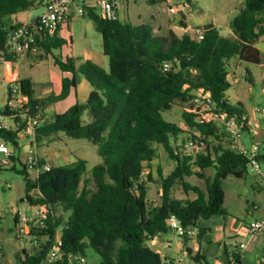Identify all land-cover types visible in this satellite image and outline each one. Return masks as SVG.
I'll list each match as a JSON object with an SVG mask.
<instances>
[{"label": "trees", "instance_id": "1", "mask_svg": "<svg viewBox=\"0 0 264 264\" xmlns=\"http://www.w3.org/2000/svg\"><path fill=\"white\" fill-rule=\"evenodd\" d=\"M146 1L151 7L167 2ZM33 6L30 0H0V48L8 32L20 24L13 17ZM83 16L95 24L103 38L109 72L92 61L78 63L71 57L55 55L53 51L65 43L59 28L53 38L40 44L38 51L43 54L37 57H51L61 72L71 75L63 78L61 93L38 98L35 84L24 78L16 83L19 96L26 101L21 103L14 98L15 109L7 105L1 108L5 118H14L17 125L14 130L6 128L0 132L8 145L18 148L19 133L29 120L35 119L34 144L54 142L59 133H64L96 145L102 160L92 170L96 190L90 199L82 184L87 172L85 160L40 170L34 179L27 165L22 167L19 173L25 183L24 199L31 207H44L48 219L44 228H32V234L42 238L43 243L29 253L26 250L19 264H67L69 254L85 256L88 247L100 256V264L175 262L167 257L162 259L147 243L172 231L168 224L171 216L184 228H196L197 237H202L206 230L200 226L201 220L226 215L223 182L229 176L241 179L247 173L246 157L231 148L229 135L220 122L198 121L188 108L194 93L202 91L210 95L220 115L244 114L243 105L233 106L226 97L231 88L229 61L238 58L244 63H262L261 52L255 45L264 36V0H242L229 19L231 35L222 36L218 28L208 24L197 29L203 33L199 41L190 35L179 37L171 30L157 34L149 23L122 22L118 17L104 20L96 8H87ZM180 24L185 25L183 21ZM17 57L7 58L13 62ZM247 74L252 82L251 74ZM79 77L91 86L87 99L64 113L48 116L45 110L66 99L77 87ZM12 99L10 93L9 101ZM175 105L183 108L187 130L163 117ZM160 148L176 164L166 176L159 165L155 169L153 166L159 159ZM261 158L264 160V155ZM11 161L16 162L14 153ZM46 163L44 158L39 159L40 168ZM147 169L150 172L144 177ZM209 169H215L214 177L207 176ZM193 176L203 180L206 188L186 181ZM151 183L158 187L159 204L147 198ZM175 185L181 186L184 199L173 196ZM57 209L69 213L66 221L57 216ZM59 230L61 260L51 263L48 255ZM186 251L194 264H209L191 248ZM1 259L2 255L0 264ZM232 264H242V256L235 252Z\"/></svg>", "mask_w": 264, "mask_h": 264}, {"label": "rangeland", "instance_id": "2", "mask_svg": "<svg viewBox=\"0 0 264 264\" xmlns=\"http://www.w3.org/2000/svg\"><path fill=\"white\" fill-rule=\"evenodd\" d=\"M30 1L34 3V6L30 10L16 14L13 17L14 20L28 21L45 12V7L40 5L42 0ZM199 8L200 6H197L195 12ZM151 11L152 7L147 4L146 0L123 1L118 10V19L122 22L137 23L140 14L143 16L144 22L149 23L147 15L151 14ZM195 12L189 18V24L192 26H197L201 23ZM168 22H170V19H168ZM62 38L65 43L57 53H61L63 58L71 57L78 63L92 61L106 72H109V58L103 52V38L97 32L95 24L87 16L74 15L65 25ZM258 47L262 52L264 62V41L259 42ZM12 66L19 72L21 78L33 79L38 84H44L48 79L50 70H54L52 58L46 55L29 59L26 55H23L19 59H15ZM4 71L5 65L0 64V76L4 74ZM247 72L251 73L252 82L248 80L249 75ZM228 81L231 84V88L226 92L229 102L233 106L243 105L245 112L250 114L253 119L260 120L261 117L255 113V109L258 107L264 108V66L239 62L233 58L229 64ZM36 91L37 96H41L44 89L42 86H37ZM6 103L7 93L3 90L0 96L1 107H4ZM57 109L59 111V108ZM182 112L183 109L175 105L170 112H165L163 117L166 121L175 123L179 128L187 130L182 118ZM84 119L88 121V116L85 115ZM3 125L6 128H17L14 118L6 117L3 120ZM261 136H263V141ZM32 141L33 137L26 133V128L22 130L19 133V147L14 148L9 145L11 151L16 155V162L13 163L11 161L8 165L0 166V212L2 213L0 217V247L2 249V264H9L10 261H13L14 264H19L25 258L23 250L30 252L29 249L24 247L22 239L16 234L13 219V216L19 213L30 217L36 212L35 207H31L29 203L23 200L26 193L25 183L23 175L19 173L30 158H44L50 166L54 167L70 166L78 159L85 160L87 161V172L83 177L82 184L89 192V199L96 190V183L92 178V170L102 162L96 145L86 139L70 138L64 133H59L58 138L51 143L31 145ZM242 141L247 149H250L253 143L263 142L261 151L264 154V130L255 137L244 134ZM159 150L160 156L154 165L157 166L158 164L162 168L163 175L166 176L173 171L176 164L168 158L163 148ZM262 169L264 173V160L262 161ZM28 173L34 177L39 174V171L28 169ZM206 174L214 177L215 169L207 170ZM154 177L158 179L156 173ZM186 181L193 186L206 188L205 182L194 176L186 178ZM223 186L225 190L224 208L226 215L222 216L223 224L211 226L212 243L217 249L219 240L215 238L217 235L216 229H224L225 236L223 241L227 244L229 253L232 254V252H235L234 245L236 243H247L249 240V236L243 233L241 228L256 220H264V176L255 175L248 166L247 173L243 178L238 179L229 176L223 182ZM151 190L154 192V197H157L158 187L156 184L152 183ZM172 194L174 197L185 198L180 185H175ZM56 212L57 216H60L64 221L69 216V213H62L59 209ZM235 220H238V223ZM205 221L207 220H201L200 222ZM58 235H60V230ZM257 237L256 241H252L248 245L250 248L241 254L245 264H260L264 249V233H258ZM194 241L195 239H193ZM193 242L179 236L172 230L163 234L161 240H157L155 243L151 240L147 245L155 252L160 253L162 259L165 257L174 260L184 258L186 264H194L186 256V246L192 247ZM169 245L171 247H168ZM222 256L226 257L224 254ZM84 257L87 259L88 264H100L101 262L100 256L90 247L87 248Z\"/></svg>", "mask_w": 264, "mask_h": 264}, {"label": "built area", "instance_id": "3", "mask_svg": "<svg viewBox=\"0 0 264 264\" xmlns=\"http://www.w3.org/2000/svg\"><path fill=\"white\" fill-rule=\"evenodd\" d=\"M121 0H45V12L39 17L35 18L30 22H24L16 25L11 29L6 37V41L2 48H0V64L5 65V68L9 69V75H12L10 69V61L7 58L11 56L25 55L30 52L38 51L40 44L46 42L47 40L53 38L58 29L74 15L83 16L87 8H96L100 16L104 20H115L117 18V11L120 7ZM187 7L188 4L184 3ZM177 7L171 6L169 12L171 14L177 13ZM193 39L199 41L203 38V33L200 31H195L192 35ZM165 67H168L165 65ZM6 76V75H4ZM17 81L10 80V93L12 95V101H8L7 106L13 110L16 108L14 98H18V102H25L26 100L19 96V85ZM0 105V132L6 127L3 125V120L5 119L4 114L1 111ZM189 112L196 115V119L201 122H220L226 133L229 135L231 148L238 152L239 154L246 157L248 161V166L251 171L257 176H264L262 169V144L253 143L250 149H247L242 141L244 134H248L250 137H255L260 134L264 129V108H256L255 113L260 115L261 119H253L248 113H244L242 116H231L225 117L220 115L217 111L214 102L212 101L209 94L201 93L197 94L191 101V106L188 108ZM37 125V120H29L26 127V133L33 137L35 135V126ZM13 152L11 151L9 145L3 141L0 137V166L8 165L11 162V156ZM28 169L49 171L51 166L46 163L39 167L38 157H32L27 162ZM35 214L29 218L25 215L18 214L17 222L15 226L16 234L23 241L25 248L33 250L39 248L43 243L42 238L37 235L32 234V228H44L46 221L48 219V212L44 207L36 206ZM0 212V217H1ZM238 223V220H235ZM168 224L171 230L175 231L179 236L186 238H197L198 230L194 227L184 228L179 220L171 216L168 220ZM245 234L249 236L247 243H241L235 245V252L237 254H242L248 245L255 241L258 233H264V220L254 221L247 224L245 227ZM60 235L51 251L48 255V261L53 263L61 260L60 255ZM2 249L0 247V255ZM67 264H88L87 259L80 255L69 254L67 257ZM166 264H179L178 260L172 262L170 260L166 261ZM264 264V259L262 261Z\"/></svg>", "mask_w": 264, "mask_h": 264}, {"label": "crops", "instance_id": "4", "mask_svg": "<svg viewBox=\"0 0 264 264\" xmlns=\"http://www.w3.org/2000/svg\"><path fill=\"white\" fill-rule=\"evenodd\" d=\"M123 1H128V0H121V3ZM184 3H187L188 6L186 7L184 5ZM241 3H242V0H190V1L167 0L166 4L163 6L152 7L151 14L147 15V17H148L149 24L152 25L155 33H157V34H165L171 30L174 33H176L179 37H181L183 35L192 36L193 33L195 31H197L198 28H202L208 24H213L216 28H218V30L222 36H229L232 34V31L229 27V19L231 18V16H233L237 12V10L241 6ZM40 5L45 7V2L41 1ZM171 6L177 7L178 11L176 14H170L169 8ZM197 6H200L199 10L197 11L198 13L195 12V9ZM165 12H167V13H165ZM194 12L198 15V17L200 18V21H201V23L197 26H192L191 24H189V18L191 16H193ZM40 15L33 17L28 21H18L15 19L14 22L16 24L17 23L30 22V21L34 20L35 18L39 17ZM117 17H118V11H117ZM168 19H170V22H168ZM180 21H183L185 25L184 26L181 25ZM141 23H145V22H144L143 16L139 14L138 22L133 23V24H141ZM66 24L67 23L63 24L60 27V33L59 34H60L61 38H62V34L64 33V28H65ZM156 30H159V31H156ZM262 41H264V36H262L255 45V47L260 52H261V50L258 47V43L262 42ZM60 50L61 49L54 50L53 53L57 56H62L61 53L60 54L57 53ZM36 52H39V51H36ZM42 54H40V53L35 54L34 52H32L29 56H27V54H25V55L29 59L31 57H37V56H40ZM261 55H262V52H261ZM20 56H23V55H20ZM20 56H18L16 59H19ZM234 59L241 62L238 58H234ZM230 61H229V64H230ZM12 63L13 62L10 61V64H11L10 69H11L12 75L10 76L9 75V69L5 68L4 74L2 76H0V96H1V91H3V90H5L7 93V103L4 105V107L8 104V101L10 99V86H9L10 80L12 79V80L18 82L19 80L24 79V78L20 77L19 72L14 69V67L12 66ZM260 66H264L263 59H262V63L260 64ZM4 75H6V76H4ZM65 76H71V75L61 72L59 70V68L54 65V70H50L48 79L44 84L35 83V81L33 79H30L35 84V89L37 88V86H42L44 89V91L42 93L43 95H41V96H37V91H36V97L44 98V97H48L52 94L59 95L62 91V80ZM251 79H252V75H251ZM90 91H91L90 84L86 80H84L83 78L79 77L77 87L75 89L71 90L70 95L66 99L50 105L45 110V113L50 117L56 113H59V114L64 113L71 106H73L75 103L84 102L87 99ZM201 93H202V91H196L194 94H201ZM57 108H59V111ZM168 112H170V111H168ZM244 112H245V110H244ZM245 113H247V112H245ZM9 129H12V128H9ZM261 138L263 141V136H261ZM262 143L263 142H261V144ZM33 144L34 143L31 142V145H33ZM262 147H263V144H262ZM262 155H264V154H262ZM38 159H40V158L38 157ZM157 161L158 160H156L154 162V164H156ZM46 162H47V160H46ZM154 164H153V166L155 167L156 165H154ZM157 166H158V164H157ZM149 172H150V169H147L145 171L144 177H146ZM37 176H34V177L30 176V177L32 179H34ZM151 188H152V183L149 184V190H148L147 198L149 201H152L155 204H159L160 201L158 199V194L156 195L157 197H154V192L151 190ZM177 198L184 199V198H180V197H177ZM23 200L25 201V199H23ZM32 216H30L29 218H31ZM16 217H17V215L13 216L14 223H15ZM220 219H222V220H220ZM223 223H224V220H223L222 216H215V217H212L205 222H200V226L202 228H204L206 231L204 232L202 237L188 238L187 240H192V242H193V239H195V241L193 242L194 244L192 245V247L187 245L186 250H187V248H191L193 250L194 254L199 253L200 255L204 256L206 258V261L209 264H232V257H233V254L235 252H232V254H230L227 244L224 243V241H223V238L225 236L224 229H216L217 235L215 236V238H217L216 240H219L217 249L215 248L214 243H212L213 235H211V233H212V229H211L212 227L211 226H213V225L215 226V224H218L220 226ZM241 231L243 233H245V228L244 227L241 228ZM161 239H162V236H157L154 239H152V242L155 243L157 240H161ZM257 239H258V237L256 236L255 241ZM221 242H223V244H221ZM168 247H171V246L169 245ZM249 248L250 247L248 246L247 249H249ZM158 254L161 256L160 253H158ZM222 254L226 255V257H223ZM186 256L188 257L187 251H186ZM263 259H264V249H263V253L261 256L260 264H262ZM177 260H178L179 264H186L184 258L177 259ZM9 264H14V262L10 261ZM242 264H245L243 261V257H242Z\"/></svg>", "mask_w": 264, "mask_h": 264}, {"label": "water", "instance_id": "5", "mask_svg": "<svg viewBox=\"0 0 264 264\" xmlns=\"http://www.w3.org/2000/svg\"><path fill=\"white\" fill-rule=\"evenodd\" d=\"M34 53H35V54H39V53H40V54H42V53H43V51L34 52ZM29 55H30V53H27V56H29ZM23 253H26V250H25V249L23 250Z\"/></svg>", "mask_w": 264, "mask_h": 264}]
</instances>
